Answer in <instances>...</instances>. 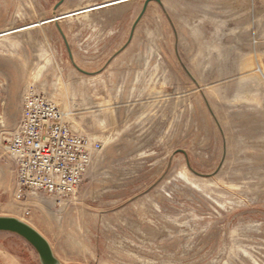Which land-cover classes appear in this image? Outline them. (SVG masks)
I'll use <instances>...</instances> for the list:
<instances>
[{
    "label": "rangeland",
    "instance_id": "374dc122",
    "mask_svg": "<svg viewBox=\"0 0 264 264\" xmlns=\"http://www.w3.org/2000/svg\"><path fill=\"white\" fill-rule=\"evenodd\" d=\"M31 95L95 148L72 194L18 198ZM0 216L62 264H264V0H0Z\"/></svg>",
    "mask_w": 264,
    "mask_h": 264
},
{
    "label": "built area",
    "instance_id": "2783aa9c",
    "mask_svg": "<svg viewBox=\"0 0 264 264\" xmlns=\"http://www.w3.org/2000/svg\"><path fill=\"white\" fill-rule=\"evenodd\" d=\"M60 115L43 96L24 99L14 140L18 198L61 197L79 186L95 148L70 133Z\"/></svg>",
    "mask_w": 264,
    "mask_h": 264
},
{
    "label": "water",
    "instance_id": "95a60500",
    "mask_svg": "<svg viewBox=\"0 0 264 264\" xmlns=\"http://www.w3.org/2000/svg\"><path fill=\"white\" fill-rule=\"evenodd\" d=\"M0 231L24 238L36 251L40 264H62L53 254L46 238L27 222L14 216H0Z\"/></svg>",
    "mask_w": 264,
    "mask_h": 264
},
{
    "label": "crops",
    "instance_id": "0c3cea01",
    "mask_svg": "<svg viewBox=\"0 0 264 264\" xmlns=\"http://www.w3.org/2000/svg\"><path fill=\"white\" fill-rule=\"evenodd\" d=\"M29 225H31L30 223H28ZM33 228H35L40 234H42L36 227H34L33 225H31ZM43 235V234H42ZM44 236V235H43ZM45 237V236H44ZM46 238V237H45ZM46 240H47V238H46ZM48 241V240H47ZM49 242V241H48ZM49 244H50V242H49ZM50 246H51V249H52V251H53V254H54V256L61 262V260L56 256V254H55V252H54V249H53V247H52V245L50 244Z\"/></svg>",
    "mask_w": 264,
    "mask_h": 264
},
{
    "label": "bare ground",
    "instance_id": "6f19581e",
    "mask_svg": "<svg viewBox=\"0 0 264 264\" xmlns=\"http://www.w3.org/2000/svg\"><path fill=\"white\" fill-rule=\"evenodd\" d=\"M115 1V0H114ZM114 4V3H113ZM90 9V8H89Z\"/></svg>",
    "mask_w": 264,
    "mask_h": 264
}]
</instances>
